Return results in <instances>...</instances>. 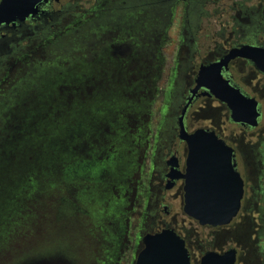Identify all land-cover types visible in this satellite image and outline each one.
Segmentation results:
<instances>
[{
	"label": "rangeland",
	"instance_id": "374dc122",
	"mask_svg": "<svg viewBox=\"0 0 264 264\" xmlns=\"http://www.w3.org/2000/svg\"><path fill=\"white\" fill-rule=\"evenodd\" d=\"M65 1L70 3L65 4L70 5V12L55 24H73L77 37L89 39L91 52L87 50L70 63L48 68L45 58L50 46L33 38L28 41V54L10 59L1 56L0 125L4 123L12 130L17 124L23 125L19 134H13L1 146L5 154L4 158L0 154V232L3 226L11 225L18 233L9 238L12 243L6 250H1L0 264H76L74 257L71 261V257L55 255L56 250L48 256L44 243L58 236L59 243H68L75 237L96 242L99 236H105V226L111 221L120 224L119 236L136 235L139 213L134 209L140 195L132 185L129 194L123 190L125 181H129L126 175L130 166L124 167V145H130L139 130L146 139L155 134L146 132L151 113H156L152 119L162 134L174 93L184 86L179 77L187 54L188 4H180L172 20L169 5L161 10L159 19H123L130 27L125 39L130 48L124 56L116 57L112 48L99 49L106 48L112 40L121 43L119 33H112L120 27L121 20L112 16L94 20L88 15L77 19L82 9L89 7L82 4L87 0ZM147 2L150 1L110 0L102 6H116V11L121 7L128 12L152 11L153 4L146 6ZM153 33L158 39L155 51L146 50L144 45L151 43ZM25 45L18 44L19 53ZM39 70L47 71L40 77L41 82L33 81L30 92L25 97L18 96L24 93L23 83L31 80L28 76ZM78 108L85 111L84 118L90 119L84 126L78 125L72 142H64L69 138L60 132L61 126L74 119ZM73 121L76 125V117ZM52 136H62L64 141H53L52 147ZM95 215H101L103 223H95ZM5 237L6 233L0 241ZM99 248L95 250L97 255ZM80 251L88 255V244Z\"/></svg>",
	"mask_w": 264,
	"mask_h": 264
},
{
	"label": "flooded vegetation",
	"instance_id": "af4514ba",
	"mask_svg": "<svg viewBox=\"0 0 264 264\" xmlns=\"http://www.w3.org/2000/svg\"><path fill=\"white\" fill-rule=\"evenodd\" d=\"M109 1L83 2L89 7L83 8L77 19L87 15L94 20L99 16L120 19V27H115L112 33H119L121 43L112 40L106 48L99 49L104 51L112 48L116 51L114 55L119 54V57L124 56L130 48L125 40L130 27L128 21L123 19L141 16L159 19L169 5L168 15L172 20L177 17L178 6L188 4L187 15L190 21L187 54L179 77V80H184V86L174 93L172 109L162 130L164 134H160V129H155L153 119L156 113H151L153 119L151 117L147 124L146 132L149 130L155 134L146 139V134L141 136L139 130L136 140H132L130 145H124V167L126 164L130 166L127 167L129 170L126 175L129 181H125L126 187L123 186V190L125 195L129 194L132 185L138 191V197L140 195V202L134 209L139 213L134 229L136 235L119 236L120 224L111 221L108 227L105 226V236H99L96 242L88 240L85 243L80 237H75L68 243H59V236L54 240L51 238L49 243H44L47 255L52 256L56 250L55 255L67 256L68 259L71 257V261L74 257L76 264H86L87 257L88 264H136L139 254L145 248L146 236L170 229L184 240L190 264H202L203 258L210 253L224 256L229 252L234 253L236 264H264V72L244 57H236L221 68V75L245 97V100H241L236 96V101L243 106L240 119L236 121L232 119L228 104L219 100L209 88L202 87L193 92L200 70L219 62L232 49L242 45L264 47V0H147L150 2L145 5L153 4V10L145 12H128L122 7L116 11V6H102ZM114 3L118 5L123 2ZM65 4L70 3L49 0L41 6V14L25 23L0 26V65L1 56H9L10 59L15 55L18 44L22 43L19 42L21 37H33L45 27H50L56 35L69 30L70 27L67 28L68 24H64V21L59 27L50 23L55 19L67 18L70 5ZM40 21L44 24H40ZM169 26L172 27L171 22ZM155 30L158 35V29ZM156 34L153 33L151 43L144 45L146 50L155 51L158 43ZM215 74V70H212L214 77ZM253 100L257 102L255 113L258 114L255 119L251 108ZM74 115L77 126H84L90 119L84 118L86 113L83 109L78 108ZM181 121L188 133L200 129L213 132L229 148L231 165L243 180L244 193L237 216L227 225H201L185 214L184 175L188 169L189 148L187 142L180 139ZM92 124L96 127L93 119ZM132 179L136 181L131 183ZM101 219V215H95V223H100ZM87 244L90 248L89 256L80 251ZM98 247L99 255L95 252Z\"/></svg>",
	"mask_w": 264,
	"mask_h": 264
},
{
	"label": "water",
	"instance_id": "95a60500",
	"mask_svg": "<svg viewBox=\"0 0 264 264\" xmlns=\"http://www.w3.org/2000/svg\"><path fill=\"white\" fill-rule=\"evenodd\" d=\"M49 0H1L0 26L4 24L25 23L43 11L41 6ZM244 57L251 60L264 72V47L242 45L234 48L217 63L200 70L196 80L195 93L207 87L222 102L228 104L234 121L240 119L243 106L236 101L245 97L231 86L220 71L232 59ZM215 70V77L212 75ZM253 118L257 117V102L251 103ZM180 139L189 148L185 187V214L201 225H227L237 216L244 188L243 180L231 165L229 148L213 132L197 130L188 133L184 123H180ZM215 151V152H212ZM227 156V158H221ZM136 264H190V257L184 240L173 230L165 229L156 234H148L145 248L139 254ZM202 264H236L233 252L224 256L210 253L203 258Z\"/></svg>",
	"mask_w": 264,
	"mask_h": 264
},
{
	"label": "trees",
	"instance_id": "16d2710c",
	"mask_svg": "<svg viewBox=\"0 0 264 264\" xmlns=\"http://www.w3.org/2000/svg\"><path fill=\"white\" fill-rule=\"evenodd\" d=\"M62 19V18H61ZM60 19V20H61ZM59 21L58 19H55L54 21H50V23H55ZM40 24H44L43 21L39 22ZM61 24V23H60ZM39 26H43V25H39ZM67 28L70 27L69 30H65L62 34L60 35H56V32H52L50 27H43L44 29L38 30V33H36L33 37L30 36H23L21 37V41L22 43H25L26 47L23 49L22 52L19 53V49L16 48L15 51V55L17 54H28V50L27 47L29 45L30 42L33 38H39L40 40H42V43H46L47 45L50 46V50L46 53V58L45 61L48 63V68L54 67L53 64H62V63H70L71 60H74L76 58H79L82 54H85L87 52V50H89V52H91L90 46L91 44L88 42L89 39H85V38H81L77 37L75 32V28L73 24H70V26H66ZM48 28V29H47ZM39 40V41H40ZM47 73V71H43V70H39L38 73H36V75L33 73H31V75L28 76V78H30L31 80L26 81L23 83V87L22 89L24 90V93L19 94L18 96H22L25 97V95H27V93H29L32 87V83L33 81L35 82H41V76L45 75ZM27 78V77H26ZM20 91V89H19ZM9 101V100H7ZM1 106V105H0ZM0 112H1V108H0ZM74 117V116H73ZM75 119V117H74ZM73 119V120H74ZM69 119L67 121L66 124L62 125L60 132L64 131V135H66V138L68 137L69 139L67 141H64L62 136H52L50 139V143L49 145L53 147V144L51 142H58V143H62L67 142L70 143L73 141L72 137H76V131L78 130V126L75 125V122ZM1 124V121H0ZM3 125H0V154L1 157L4 158V152L3 149L4 147H1L2 145H5L6 143H8V141L11 139V137L13 136V134H19L21 132V130L19 129L21 126L23 125L21 124H17L15 126V129H9V127H6V125L4 123H2ZM106 124V123H105ZM11 130V131H10ZM59 147V146H58ZM8 156V153L6 154ZM5 161H8V158L4 159ZM20 205V203L18 204V206ZM17 214V213H16ZM9 224H11V221L9 222ZM16 226H11V225H5L2 227V230L0 232V236L2 237V235L4 233H6V237L4 239L3 242L0 241V243L4 244V247H2L0 249L1 250H6L5 247L8 244H11L12 242H9L12 238L17 235L18 232H16L17 229H15ZM14 235V236H13ZM15 238V237H14Z\"/></svg>",
	"mask_w": 264,
	"mask_h": 264
}]
</instances>
